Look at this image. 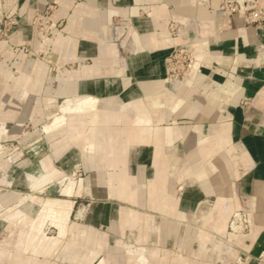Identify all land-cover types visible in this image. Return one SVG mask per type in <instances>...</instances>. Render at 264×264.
<instances>
[{"label": "crops", "instance_id": "obj_1", "mask_svg": "<svg viewBox=\"0 0 264 264\" xmlns=\"http://www.w3.org/2000/svg\"><path fill=\"white\" fill-rule=\"evenodd\" d=\"M48 5L50 34L32 23ZM217 6V0H0V16L18 14L0 39V103H7L6 91L24 93L7 104L15 113L8 127L23 106L18 122L39 113L36 120L46 125L63 99L102 100L84 131L45 132L50 153L40 167L46 159L61 173L38 189L73 201V208L91 201L76 223L94 231L93 246L110 262L136 264L128 250L139 246L156 251L150 264H232L245 254L258 264L264 257V28L249 29L237 14L216 13ZM114 20H126L125 31ZM172 22L178 35L170 34ZM26 43L31 53L22 49ZM174 46L188 47L195 59L184 85L166 79ZM80 171L86 175L75 177ZM62 208L47 210L42 225L52 217L64 233L70 212L57 217ZM238 211L247 214L248 229L235 234L229 225ZM202 233L211 235L205 248L197 242ZM222 237L233 250L220 258L215 247ZM185 248L181 260L176 254Z\"/></svg>", "mask_w": 264, "mask_h": 264}, {"label": "rangeland", "instance_id": "obj_2", "mask_svg": "<svg viewBox=\"0 0 264 264\" xmlns=\"http://www.w3.org/2000/svg\"><path fill=\"white\" fill-rule=\"evenodd\" d=\"M260 5H264V3H260ZM52 9L53 6L48 5L46 10L36 11L32 23L39 31L51 33L49 15ZM122 22L114 20L111 24L113 26H121ZM0 23L2 24L0 27V39L8 38L14 26L18 23V14L4 12L0 16ZM246 27L249 26L246 25ZM22 49L27 53L33 51L31 43H26L22 46ZM39 55L42 58L44 57L41 53ZM49 65L52 69H56L55 64L49 63ZM167 81L173 82L171 80ZM138 105L141 107L139 102ZM21 109L15 119L10 120L9 131L3 138H0V143L2 144L0 147V190L7 189L22 194L21 197L18 195L14 199H0V264H98L101 259H107L108 257L104 252L93 246L96 239L94 231L92 229L87 230L76 223L81 222L83 218L80 214L83 211L82 208H84V211H88L91 206L90 200H78L74 208L73 201L71 200L60 204L63 205V208L58 211L57 217L61 218L70 212L68 218L65 220V227L59 223L61 228L64 227V233H60V226L54 222L52 217H49L42 225L43 220L49 215L47 210L53 207L48 200L54 197H46L45 193L41 192L38 188L53 177L50 178L46 171H40L42 177L39 180L35 179V183H38L29 184L26 174H38L40 168L39 160L48 155L50 150H48L45 143L46 133L43 130L44 124L36 120L39 113L34 118L30 117L27 120L18 122L17 120L21 116H26L24 106ZM139 111H142V109ZM17 125L18 127H16ZM15 127L17 134L9 136ZM42 144H44V147H42ZM82 175H86L84 171L77 172L75 177ZM29 185L32 189H30ZM35 196L43 198H34ZM39 198L42 203L48 199L42 204ZM58 206L56 205V207ZM232 220H230L229 225L230 232L235 234L243 232L238 226H235V230L231 228ZM75 229H77V232H80L81 239L82 237L84 238V242L81 245L83 256L80 260L76 256H73L70 261L68 258L60 257L59 252L61 247L72 239V232ZM202 236L208 241L211 239L210 234L206 235V233H202ZM222 239L228 245L225 242L219 243L215 247V251L217 254L222 253L221 255H223L224 253L223 256H226V253L232 252L233 249L230 245L233 242L226 237H222ZM137 249L140 250L141 257L144 259H151L152 254L157 256L156 251L149 254L143 246H139ZM178 252L188 254L189 250L185 248L178 250ZM94 255L96 256L94 257ZM223 256L220 258H223ZM238 257H235L232 264H235ZM217 264L226 263L219 260Z\"/></svg>", "mask_w": 264, "mask_h": 264}, {"label": "bare ground", "instance_id": "obj_3", "mask_svg": "<svg viewBox=\"0 0 264 264\" xmlns=\"http://www.w3.org/2000/svg\"><path fill=\"white\" fill-rule=\"evenodd\" d=\"M237 15H239L243 18L242 12L237 13ZM126 25H127V21H123L122 25L118 26V27H120V29L122 31H125ZM247 28L256 30V28L253 26H249ZM133 40H134V37L132 36V41ZM129 47H131V46H129ZM192 73H193V68L191 69L189 74L183 80H174V82H177L181 85L182 84L184 85V83H186L192 79V76H191ZM22 91H24V90H22ZM10 93L11 92H9V91L5 92L6 97H7L5 99H6L7 103H4V104L0 103V138H3L6 135V133L8 132V126H7L8 119L14 117V115H15L14 111L10 110L11 106L7 107V104L11 105V104H14L13 103L14 100L16 101L17 99H20V100L24 99L23 98L24 93L21 96H16V98H15V96L11 97ZM4 97L5 96H3L2 101L4 100ZM101 101L102 100L100 98H98L96 96H91V95H82V96H75V97H69V98L63 99L57 105V109H59L61 111L54 115L53 121L51 123L43 126V130L47 133H50L54 130H58V131L65 130V131H68L70 134H73V135L75 133H79L82 130L84 131V129H85L84 126H87L89 124H93V116L95 113H97L99 111ZM138 127H139V131H142L144 129L141 125L137 126V128ZM109 130H110V127H107V130L105 131L106 132L105 134L107 137H108ZM110 134H111V132H109V135ZM1 146H2V144L0 143V147ZM40 171L41 172L46 171V173L48 174V176L50 178L53 177V175H57V174L61 173L60 171H57L56 167L51 166V164L48 163L46 159H43L42 166L39 168L38 174H32V173L26 174L27 179H29V184L30 183H34V184L38 183V182L35 183V179L39 180V178L42 177V174H40ZM18 195H19V197H21L22 194L12 192L11 190H7V189H1L0 190V199L1 198L2 199L3 198L4 199H14ZM48 201L50 202V205H53V206L54 205L58 206L63 202L64 203L67 202V200L59 199V198H50ZM204 211L206 212V210H204ZM80 214L82 215L83 211H81ZM219 227L220 228L224 227V224L220 223ZM76 230L77 229H75L73 231V235H74L73 239L67 241V243H65L61 247V250L59 252L60 257L68 258L70 260L73 256H76L80 260L81 257L83 256V254L81 253V250H82L81 245L84 242V238L82 237V239H81L80 232H77ZM197 242L199 243V245H201L202 248H205L208 240L205 239L202 236V234H200L197 238ZM128 251H129L130 257L135 256V259L137 262L136 264H150L151 259L142 258L141 252H139L140 250L137 249L136 247L135 248L129 247ZM221 254L222 253H219L218 255L220 257H222L224 255V253H223V255H221ZM227 254H230V252L226 253L225 255H227ZM176 255L180 259L184 258L181 253H177ZM95 256L96 255H94V257ZM71 264H73V263H71ZM98 264H118V263L115 261L110 262L107 258V259H101Z\"/></svg>", "mask_w": 264, "mask_h": 264}, {"label": "built area", "instance_id": "obj_4", "mask_svg": "<svg viewBox=\"0 0 264 264\" xmlns=\"http://www.w3.org/2000/svg\"><path fill=\"white\" fill-rule=\"evenodd\" d=\"M218 6L216 13L233 16L239 12L243 14L244 23L247 26H253L256 29L264 28V5H259L256 0H217ZM171 35H178L175 22L169 26ZM194 56L192 51L186 46H174L165 58V69L167 80H183L194 67ZM235 226L242 231L248 229L247 214L238 211L234 214L231 222V228ZM258 264H264V258H257ZM253 260L251 254L241 255L237 258L235 264H250Z\"/></svg>", "mask_w": 264, "mask_h": 264}]
</instances>
